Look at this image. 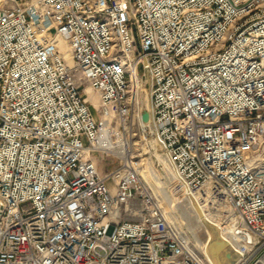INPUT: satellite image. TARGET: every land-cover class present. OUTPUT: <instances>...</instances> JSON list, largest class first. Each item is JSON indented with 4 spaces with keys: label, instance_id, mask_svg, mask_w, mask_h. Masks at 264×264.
I'll use <instances>...</instances> for the list:
<instances>
[{
    "label": "built area",
    "instance_id": "1",
    "mask_svg": "<svg viewBox=\"0 0 264 264\" xmlns=\"http://www.w3.org/2000/svg\"><path fill=\"white\" fill-rule=\"evenodd\" d=\"M150 137L264 264V0H0V264H215L145 184Z\"/></svg>",
    "mask_w": 264,
    "mask_h": 264
},
{
    "label": "rangeland",
    "instance_id": "2",
    "mask_svg": "<svg viewBox=\"0 0 264 264\" xmlns=\"http://www.w3.org/2000/svg\"><path fill=\"white\" fill-rule=\"evenodd\" d=\"M142 99L143 108L146 110L149 99H147V97L145 96ZM91 110L96 117L98 116L97 119L100 120V130L104 133L107 132L108 128H110L108 119L102 122V117L99 116V112H97L96 108L91 106ZM141 145L143 146V143H141ZM141 145V148L139 147V149L142 151V156H146L149 159V163L147 164L146 168L147 170H149V172L152 173L150 179L151 186L153 187L155 195L157 196L159 201L161 200L165 202L164 205L168 210L169 215L173 217L176 225L178 226L177 228L180 231H186L189 234V237L191 238L192 242L196 245V247H198V250L204 252V242L206 240L207 233H211V238L215 234H218L216 233L214 227L210 226L207 222L217 224L218 227L222 229L219 225L221 221L216 215H207L205 212V207L203 205L198 206V208L195 207V211L192 210V208H190L188 204V201L185 198V193L182 188L172 186L173 188L169 191V188H167V186L164 184L165 176L163 168H166L163 163L166 162L168 168H170L172 173L173 171L169 166L166 158L162 154L163 159L165 158L163 162L160 158L158 151L155 148L152 149L150 146L151 144L149 142L143 147ZM104 146L107 145H103V147ZM116 152L117 151L114 150V153ZM101 159L102 160L99 163L98 168L102 172L112 168L115 164V160H113L111 156L104 157ZM139 159L140 157L137 158V160ZM173 175L175 176V173ZM206 250H208V248Z\"/></svg>",
    "mask_w": 264,
    "mask_h": 264
},
{
    "label": "bare ground",
    "instance_id": "3",
    "mask_svg": "<svg viewBox=\"0 0 264 264\" xmlns=\"http://www.w3.org/2000/svg\"><path fill=\"white\" fill-rule=\"evenodd\" d=\"M60 46L64 49V47H66V43H65V41H64V39H62L61 41H60ZM85 90L88 92V99L91 101V103L93 104V107L95 108L96 106H98V94L95 92V91H93L90 87H86L85 88ZM148 106H149V102H148V105H147V108H148ZM106 119H108L107 117H105V116H102V122H104V120H106ZM106 122V121H105ZM149 142H150V144H151V148L153 149V148H155L157 151H158V153H159V155H160V158H161V160L164 162V159H163V156H162V151H161V148H160V145H159V143H157V142H155V140L153 139V137H150L149 138ZM100 145H107V142H102V144H100ZM118 152V151H117ZM116 152V153H117ZM115 153V154H116ZM120 152H118L117 153V155L119 154ZM149 163V159H148V157H146V156H142L141 158H140V162H139V164H140V170H141V176H142V178L144 179V181H145V184H147V186L151 189V191H152V193L154 194V196L156 197V199L158 200V203L160 204V206H161V208H162V210L164 211V213L166 214V216H167V218H168V220H169V222L170 223H172L175 227H178L177 225H176V223H175V221H174V219H173V217L172 216H170L169 215V213H168V210L166 209V207H165V205H164V203L165 202H163V201H159V199L157 198V196L155 195V193H154V190H153V187L151 186V179H150V177H151V175H152V173L151 172H149V170H147V168H146V166H147V164ZM164 164V166H165V168L166 169H164L163 168V170H164V176H165V185L167 186V188H169V191L173 188L172 186H174V187H177V188H182V186H181V184H180V182L175 178V176L173 175L174 173H172L171 172V170H170V168H168V165L166 164V162H164L163 163ZM163 176V175H162ZM184 188H182V190H183ZM196 208H198V206H195ZM205 212H206V214L207 215H209V216H214V213L212 212V210L211 209H209L208 207H205ZM221 222H220V227L221 228H223L224 226H228V220H225V221H222V220H220ZM210 226H212V227H214V229L216 230V233H218V234H215V235H219V233L221 232V229L218 227V225L217 224H213V223H211V222H207ZM219 223V222H218ZM211 233H207V237H206V240L207 239H211V235H210ZM206 240H205V242H204V252H207V250H206V246H207V242H206ZM201 252H203V251H201ZM216 264H229V262H228V260H225V259H220L219 260V263H216Z\"/></svg>",
    "mask_w": 264,
    "mask_h": 264
},
{
    "label": "water",
    "instance_id": "4",
    "mask_svg": "<svg viewBox=\"0 0 264 264\" xmlns=\"http://www.w3.org/2000/svg\"><path fill=\"white\" fill-rule=\"evenodd\" d=\"M207 248L215 264L219 263L221 258L228 260L229 264L233 263L234 258L230 250L227 248V241L220 235H214L211 239L209 238Z\"/></svg>",
    "mask_w": 264,
    "mask_h": 264
}]
</instances>
